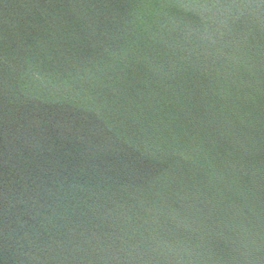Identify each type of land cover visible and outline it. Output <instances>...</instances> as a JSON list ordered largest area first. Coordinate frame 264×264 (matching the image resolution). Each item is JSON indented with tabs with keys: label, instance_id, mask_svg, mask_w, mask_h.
Returning <instances> with one entry per match:
<instances>
[{
	"label": "water",
	"instance_id": "obj_1",
	"mask_svg": "<svg viewBox=\"0 0 264 264\" xmlns=\"http://www.w3.org/2000/svg\"><path fill=\"white\" fill-rule=\"evenodd\" d=\"M0 264H264V0H0Z\"/></svg>",
	"mask_w": 264,
	"mask_h": 264
}]
</instances>
